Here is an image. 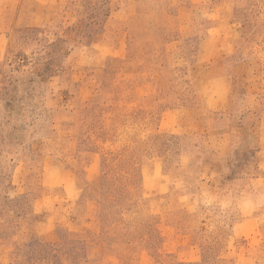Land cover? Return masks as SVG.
<instances>
[{"label": "rangeland", "instance_id": "obj_1", "mask_svg": "<svg viewBox=\"0 0 264 264\" xmlns=\"http://www.w3.org/2000/svg\"><path fill=\"white\" fill-rule=\"evenodd\" d=\"M0 264H264V0H0Z\"/></svg>", "mask_w": 264, "mask_h": 264}]
</instances>
